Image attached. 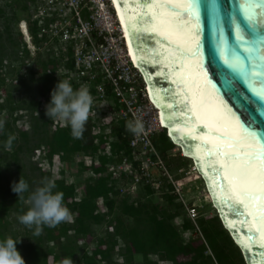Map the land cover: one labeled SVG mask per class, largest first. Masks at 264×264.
Returning <instances> with one entry per match:
<instances>
[{
	"label": "trees",
	"instance_id": "16d2710c",
	"mask_svg": "<svg viewBox=\"0 0 264 264\" xmlns=\"http://www.w3.org/2000/svg\"><path fill=\"white\" fill-rule=\"evenodd\" d=\"M12 2L4 4L10 12L0 6V87L6 84L7 75H13L14 82L9 85L6 97L3 100L0 97V120L4 121L0 129V239L21 238L17 248L26 264H61L66 257L73 258L74 264H158V260L170 264H246L217 212L207 215V209H200L195 222L191 221L183 205L168 192L171 185L164 178L158 189L163 192L166 204L149 199L148 196L157 190L149 184L140 185L133 199L119 196L117 185L120 181L111 178L107 165L120 162L121 151L130 154L129 134L121 136L125 130L123 122L113 126L111 139L110 135H95L89 120L79 139L72 136L70 126L50 128L51 120L45 108H40V101L44 99L48 103L51 99L58 82L54 75L58 63L47 55H38V72L29 68L24 75L20 73L21 65H13L20 59L18 50L22 37L18 31L14 33L12 24L16 25L26 5L23 0ZM25 57L28 58V52ZM17 87L24 89L25 97L13 96ZM33 89L36 94L31 92ZM22 110L37 113L31 116L30 131L16 126L19 116L15 113ZM9 137H14L10 146L7 144ZM95 137L98 143H94ZM109 140L115 157L99 153ZM153 143L176 177L171 169L173 160L168 158L174 144L165 132L158 133ZM43 146L46 153L40 158L49 163L54 154H60L62 160L72 159L78 153L99 159L98 165L89 167L79 163L80 170L94 173L85 178L80 200H75L80 185L78 178L76 182L53 180L55 190L64 193V203L73 215L70 222L64 221L54 227L27 226L19 220L30 207V204L25 205L29 193L42 186L46 179L51 180L50 173L40 162L32 160L35 150ZM173 157L186 159L180 155ZM25 159H28L27 164ZM20 178L29 184V192L23 194V199L12 191L13 182ZM121 178L126 182L131 177L122 173ZM207 197L210 199L208 193ZM98 198L103 205L97 203ZM101 226L104 228L102 235L96 232ZM37 228L39 235L34 234ZM187 231L191 235L185 240L182 235ZM80 241L83 244H79Z\"/></svg>",
	"mask_w": 264,
	"mask_h": 264
},
{
	"label": "built area",
	"instance_id": "2783aa9c",
	"mask_svg": "<svg viewBox=\"0 0 264 264\" xmlns=\"http://www.w3.org/2000/svg\"><path fill=\"white\" fill-rule=\"evenodd\" d=\"M23 3L26 9L16 22V30L22 37L18 50L20 59L13 65L24 68L28 59L33 62L38 55H47L58 63L54 73L57 80L70 79L74 88L89 86L94 98L89 121L95 135H110L111 139L113 126L120 122L125 127L121 136L129 134L130 154L125 155L121 151V161L107 165L111 178L120 181L117 185L119 196L133 199L140 185L149 184L158 189L165 179L171 185L168 192L175 195L186 216L195 222L202 206L188 200L185 180L171 173L153 143L154 137L165 132L177 149L171 155L189 157L174 143L164 123L162 112L133 53L116 0H23ZM27 52L28 58L25 57ZM25 59L27 61L23 63ZM32 69L38 72V66ZM46 104L42 99L40 108H45ZM50 120L51 129L66 126L59 119ZM134 120L143 125L139 134L128 128V122ZM110 141H106L99 153L115 157ZM94 143H98V137ZM35 151L40 164L53 177H67V162L60 158V154H54L52 163H49L47 159L40 158L46 153V148ZM76 156V166L80 162L87 167L99 164L97 157L84 153ZM189 170L192 175L202 178L192 160ZM122 173L131 178L123 182ZM68 182H76V179L70 178ZM82 186L83 183L78 186L75 200H80ZM208 201L214 208L209 198ZM97 203L103 205L100 198Z\"/></svg>",
	"mask_w": 264,
	"mask_h": 264
},
{
	"label": "snow or ice",
	"instance_id": "6c2138e0",
	"mask_svg": "<svg viewBox=\"0 0 264 264\" xmlns=\"http://www.w3.org/2000/svg\"><path fill=\"white\" fill-rule=\"evenodd\" d=\"M216 2L213 0V11L216 10ZM144 7L147 8L145 15L149 16V23L143 27L132 24V35L136 38L140 33L158 34L173 46L165 47L157 39L158 47L153 50V58L148 62L153 65H169L167 75L173 77L172 83L176 85L177 93H183L182 96L174 93L172 98L186 110L188 135L201 133L195 137L202 142L198 151L203 152L208 159L216 158L220 166H213L212 172L214 175L223 174L219 184L221 192L239 209L247 210L248 215L256 221L259 247L264 248V80L257 79L264 77V0H241L242 15L246 25L251 28L248 35L253 45L244 48V51L256 52L257 57L241 59L237 56L231 62L224 61L231 69L242 74L254 98L243 97L231 86L232 95L241 100V107L236 110L222 96L219 101L213 98L214 93L220 94V89L204 66L205 49L196 35L201 32L202 9L208 11L205 0H175L176 11L160 4L158 0H152V3ZM164 8L168 10L153 11ZM252 9L258 11L253 12ZM220 11L227 16L223 3H220ZM235 37L238 41L244 39L239 24L236 25ZM193 40L196 42L195 48L192 47ZM245 59L251 61L250 70L245 67ZM256 59L262 63L257 65ZM177 63L179 70L173 67ZM164 107L171 108L172 105L166 104ZM169 120L171 122V117ZM198 121L211 123L201 129ZM219 128L224 129L223 136ZM252 143L256 147H246ZM246 239L251 243L256 242V238L251 235Z\"/></svg>",
	"mask_w": 264,
	"mask_h": 264
},
{
	"label": "water",
	"instance_id": "95a60500",
	"mask_svg": "<svg viewBox=\"0 0 264 264\" xmlns=\"http://www.w3.org/2000/svg\"><path fill=\"white\" fill-rule=\"evenodd\" d=\"M158 2L167 5L172 11H176L175 0H158ZM116 3L133 53L162 112L164 123L167 125L172 140L194 162L203 179L206 190L212 194L213 198L211 197V201L223 227L229 232L232 240L240 249L246 264H264V248L259 247L260 237L256 231V221L248 215L247 210L239 209L229 197L221 192L219 184L222 182L221 178L223 174L221 172L214 175L212 172V167H219V163L216 161V158L208 159L203 152L198 151V146H201L202 142L195 137L201 133L188 135V124L185 121L186 110L182 105L176 104L172 98L173 94L177 93V89L176 85L172 83L173 77L167 75L169 65H153L148 62L153 58V50L158 47L156 44L157 39L165 47L173 46L165 42L158 34L140 33L136 38L132 35V24L143 27L149 23V16L145 15L147 8L144 5L152 3V0H116ZM205 3L207 4L208 11L205 12L202 9L201 32L196 35L201 41V46L205 49L206 61L204 66L208 68L209 74L220 89V94L214 93L213 98L219 101L222 96L224 100L228 101V105L232 106L233 110H236L241 107V100L232 95L233 89L231 86H234L243 97L247 99L254 98L248 90L247 81L242 79V74L231 69L224 61L231 62L237 56L241 59L249 56L253 58L257 57L258 54L256 52L249 53L244 51V48L253 47L250 43L252 38L248 35L251 28L246 25L242 15L241 0H217L215 11L212 10L213 0H205ZM220 3H223V7L227 10V16H225L223 11H220ZM125 5H127V8H125ZM166 10L168 8L154 9L153 11ZM252 11L258 10L252 9ZM237 24L240 25L241 33L244 36V39L240 41L235 37ZM137 45H139V49ZM195 46L196 42L193 40L192 47L195 48ZM256 47H259V45H256ZM244 63L245 67L250 70L251 61L245 59ZM256 63L260 65L262 62L256 59ZM173 67L175 70H179L178 63ZM161 72L165 74L158 75ZM257 79L264 80V77H258ZM177 94L183 95L182 92ZM166 104H171L172 107L165 108L164 105ZM169 117H171V122ZM241 119L243 120V117ZM197 123L203 129L211 122L198 121ZM213 127L216 128L218 126ZM219 131L221 136H223L224 129L219 128ZM204 143H207V141H204ZM246 147H256V144L252 143L246 145ZM249 235L256 238L255 243H251L246 239ZM245 244L248 245L247 248L244 247Z\"/></svg>",
	"mask_w": 264,
	"mask_h": 264
},
{
	"label": "clouds",
	"instance_id": "9594fccd",
	"mask_svg": "<svg viewBox=\"0 0 264 264\" xmlns=\"http://www.w3.org/2000/svg\"><path fill=\"white\" fill-rule=\"evenodd\" d=\"M94 98L87 85L74 88L70 79L58 80L55 88L51 92V99L45 106V114L50 119L64 121L71 128L74 138H82L85 125L89 120ZM4 126V121L0 120V129ZM128 128L135 134L143 130V125L139 120L129 121ZM14 137H9L7 144L10 146ZM39 161V160H38ZM67 162V160H64ZM52 163V162H51ZM45 169V167H44ZM50 173L51 180L46 179L42 186L31 191L27 197L30 207L19 217L21 223L32 226L46 224L56 226L61 222L71 219V210L64 203V193L56 189L54 179ZM64 173V171H63ZM12 191L18 194V198L23 199L24 193L29 192L28 182L20 178L18 182H13ZM35 235H39L37 228ZM21 240L7 236L0 239V264H26L24 257L17 248V243ZM61 264H74L73 258L66 257Z\"/></svg>",
	"mask_w": 264,
	"mask_h": 264
},
{
	"label": "rangeland",
	"instance_id": "374dc122",
	"mask_svg": "<svg viewBox=\"0 0 264 264\" xmlns=\"http://www.w3.org/2000/svg\"><path fill=\"white\" fill-rule=\"evenodd\" d=\"M9 1L11 4H13L12 0H0V6L3 7L5 9L6 12H10V8L8 7H5L4 4H6V2ZM0 24H1V20H0ZM12 28H13V31L14 33H16V25H15V22L12 24ZM38 57V56H37ZM37 57H35L34 61H30V59H28L29 62L27 66H25L24 68H20V73L21 74H25V71L29 68H33V66L37 67ZM7 63V62H6ZM34 64V65H33ZM16 66V65H15ZM8 69V67H7ZM12 77L13 75H10V76H6V84L1 86L0 87V97L1 99L3 100L6 95H7V91L9 89V85L10 84H13L14 82H12ZM17 91H14L13 93V96H15V98H23L25 97V94L26 92L24 91L23 88L21 87H17L16 88ZM32 93L36 94V89L32 90L31 91ZM15 114H18L19 116V119L16 123V126L18 128H21V129H25V130H28L30 131L31 130V116L32 114L36 116V112L32 113L30 112L29 110H22V111H17ZM44 148H46L45 146H43ZM41 148V147H39ZM177 149L172 147L170 150H169V153H168V158H172L173 160V164L171 166V169L172 171L175 173L176 177L179 178V179H183V181L185 180V186L186 188L188 189V200L190 202H193L197 205H199L201 207V210H206L207 209V215L208 214H213L216 212V210H212L211 207L212 205L210 204V202L208 201V198L206 196V190H205V184L203 182V180H201V178L199 177H196L194 175H192L191 172H189L190 170V164H191V159H181L179 157H173L171 154L173 152H176ZM171 156H170V155ZM76 159H77V156L74 155L72 157V159H67V171H68V175L66 177V179H75V178H78L79 180V184H82L84 183V180L87 176H89L90 173H88L87 170H80L79 169V165L76 166ZM32 160L39 163L38 159H37V156H36V151L35 153L33 154L32 156ZM177 162V164H176ZM180 162V163H179ZM25 163L27 164L28 163V159H25ZM45 170L46 167H45ZM137 195V194H136ZM135 195V196H136ZM150 200H152L153 202H159V203H162V204H166V200H165V197L163 195V192H161L159 189L156 190V192L151 195V196H148ZM28 200L25 201V205H28ZM12 216H14L13 214L11 215V218ZM73 215H71V219H72ZM70 220H67V222H70ZM177 222V221H176ZM103 226L101 227H98L96 232L97 234H100L102 235V231H103ZM110 230V228H108ZM191 233L189 231L183 233V238L185 240H188L189 237H190ZM79 244H83L82 241L79 242ZM151 258L152 259H156L155 255H151ZM97 264H101V263H97ZM158 264H170L169 262L167 261H160L158 260Z\"/></svg>",
	"mask_w": 264,
	"mask_h": 264
},
{
	"label": "bare ground",
	"instance_id": "6f19581e",
	"mask_svg": "<svg viewBox=\"0 0 264 264\" xmlns=\"http://www.w3.org/2000/svg\"><path fill=\"white\" fill-rule=\"evenodd\" d=\"M123 24H124V22H123ZM202 179V178H201ZM203 180V179H202ZM208 194H209V196H210V199L212 200V194H211V192L209 193L208 191H206ZM211 194V195H210ZM212 197V198H211Z\"/></svg>",
	"mask_w": 264,
	"mask_h": 264
}]
</instances>
